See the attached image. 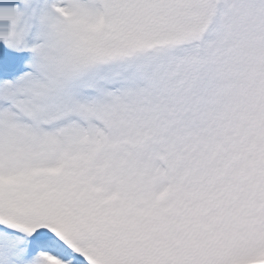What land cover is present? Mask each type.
I'll list each match as a JSON object with an SVG mask.
<instances>
[{
	"label": "rangeland",
	"instance_id": "rangeland-1",
	"mask_svg": "<svg viewBox=\"0 0 264 264\" xmlns=\"http://www.w3.org/2000/svg\"><path fill=\"white\" fill-rule=\"evenodd\" d=\"M0 264H264V0H0Z\"/></svg>",
	"mask_w": 264,
	"mask_h": 264
}]
</instances>
